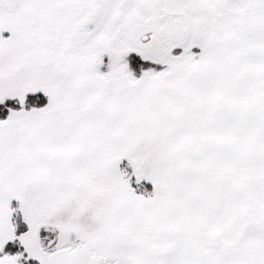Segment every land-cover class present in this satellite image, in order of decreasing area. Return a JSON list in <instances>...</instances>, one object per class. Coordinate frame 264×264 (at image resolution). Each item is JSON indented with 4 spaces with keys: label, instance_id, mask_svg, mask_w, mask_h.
Masks as SVG:
<instances>
[{
    "label": "snow or ice",
    "instance_id": "obj_1",
    "mask_svg": "<svg viewBox=\"0 0 264 264\" xmlns=\"http://www.w3.org/2000/svg\"><path fill=\"white\" fill-rule=\"evenodd\" d=\"M0 264H264V0H0Z\"/></svg>",
    "mask_w": 264,
    "mask_h": 264
}]
</instances>
